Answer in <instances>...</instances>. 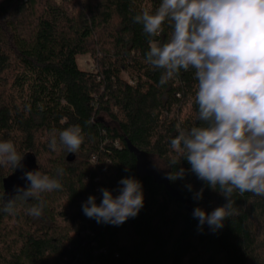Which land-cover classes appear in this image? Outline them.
Wrapping results in <instances>:
<instances>
[{
  "label": "trees",
  "instance_id": "obj_1",
  "mask_svg": "<svg viewBox=\"0 0 264 264\" xmlns=\"http://www.w3.org/2000/svg\"><path fill=\"white\" fill-rule=\"evenodd\" d=\"M160 3L0 0V140H12L24 156L35 154L45 174L65 170L63 190L43 195L39 218L19 202L16 215L0 212V264H264V198L234 194L238 215L216 232L207 224L200 232L194 208L211 212L225 198L192 173L170 181L141 170L151 159L165 166L164 174L188 169L170 139L178 124H199L194 69L159 86L161 70L145 62L149 40L166 41L171 28L165 22L152 38L133 17ZM88 53L94 71L77 63ZM73 124L81 125L85 141L69 161L70 153L52 151L48 142L52 129ZM173 160L181 161L169 166ZM14 171L0 167V195ZM128 176L143 188L135 218L114 226L83 214L90 195L99 204V189L117 195ZM202 187L203 199L194 200Z\"/></svg>",
  "mask_w": 264,
  "mask_h": 264
},
{
  "label": "clouds",
  "instance_id": "obj_2",
  "mask_svg": "<svg viewBox=\"0 0 264 264\" xmlns=\"http://www.w3.org/2000/svg\"><path fill=\"white\" fill-rule=\"evenodd\" d=\"M133 21L152 38L161 35L165 22L171 28L166 41L149 40L146 52L145 62L161 70L159 86L182 70L194 69L199 124L190 128L178 124L170 139L171 149L190 167L168 172L165 178L176 181L192 173L225 198L211 212L197 206L192 213L199 221L198 231L207 224L216 232L238 215L234 194L264 198V0H161L154 12L142 10ZM84 141L83 128L73 124L52 129L48 148L76 154ZM23 157L12 140H0V167L23 168ZM64 174L63 167L55 175L24 172L21 178L28 186H17L8 199L5 193L0 195V212L16 215L19 202L28 204V215L39 218L46 206L43 195L63 190ZM118 184L117 195L99 189V204L90 195L82 204L83 214L114 226L135 218L144 206L142 183L128 176ZM186 187L193 191L191 184ZM203 192V187L194 191L192 198L202 200Z\"/></svg>",
  "mask_w": 264,
  "mask_h": 264
},
{
  "label": "water",
  "instance_id": "obj_3",
  "mask_svg": "<svg viewBox=\"0 0 264 264\" xmlns=\"http://www.w3.org/2000/svg\"><path fill=\"white\" fill-rule=\"evenodd\" d=\"M129 148L132 151H136V149L131 145V143H128ZM75 159V154L70 153L67 156V160L73 161ZM23 164V168L17 167L13 174H11L7 179L4 181V193H5V199H8L12 196H14L16 193L14 189L18 186L20 188H26L28 186V182L25 179H22L24 172L26 171H33V170H39V166L37 163V158L35 154L33 153H27L21 162Z\"/></svg>",
  "mask_w": 264,
  "mask_h": 264
},
{
  "label": "rangeland",
  "instance_id": "obj_4",
  "mask_svg": "<svg viewBox=\"0 0 264 264\" xmlns=\"http://www.w3.org/2000/svg\"><path fill=\"white\" fill-rule=\"evenodd\" d=\"M77 63L79 67L86 71H94L95 70V61L91 54H82L77 56ZM145 162V161H144ZM151 163L145 162L142 163L141 170H146L147 172H152L158 175L159 179H165V174L163 171H165V166L163 164H160L159 162H156V160L151 159Z\"/></svg>",
  "mask_w": 264,
  "mask_h": 264
}]
</instances>
